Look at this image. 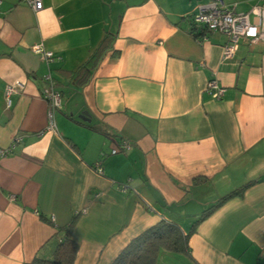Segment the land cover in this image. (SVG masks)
I'll use <instances>...</instances> for the list:
<instances>
[{"label":"crops","instance_id":"0c3cea01","mask_svg":"<svg viewBox=\"0 0 264 264\" xmlns=\"http://www.w3.org/2000/svg\"><path fill=\"white\" fill-rule=\"evenodd\" d=\"M207 1L42 0L35 11L0 0V264L50 256L73 216V264H111L143 230L164 220L186 233L245 184L198 221L184 257L264 264V41L240 39L223 60L225 34L190 32ZM223 2L246 12L259 0ZM48 71L62 94L55 131ZM123 139L131 147L111 154ZM162 253L156 264H167Z\"/></svg>","mask_w":264,"mask_h":264},{"label":"built area","instance_id":"2783aa9c","mask_svg":"<svg viewBox=\"0 0 264 264\" xmlns=\"http://www.w3.org/2000/svg\"><path fill=\"white\" fill-rule=\"evenodd\" d=\"M22 1L35 11L42 8V0ZM192 22L195 26H204L209 32L225 34L228 40L223 45L222 59H229L233 56L240 39H246L253 43L264 41V0H259L256 5L246 12L235 11L233 7L225 5L223 0H208L206 3L197 6V10L192 16ZM31 50L46 63L53 61L55 58L53 52L44 49L41 43L32 45ZM42 81V96L47 103L46 129L55 131L54 117L56 111L62 107V94L57 89L56 82L50 71L43 75ZM20 86L21 82L18 80L6 84L4 97L8 105L10 104V95L16 92ZM206 91L212 98L219 99L223 96L224 88L216 79L211 78L207 81ZM19 140L20 138L17 137L14 142ZM130 147L131 143L123 139L111 148L110 153L123 152ZM94 168L97 172L102 173L100 161L94 164ZM122 189H125V185L122 186ZM53 219V216H51L50 220L53 221Z\"/></svg>","mask_w":264,"mask_h":264},{"label":"trees","instance_id":"16d2710c","mask_svg":"<svg viewBox=\"0 0 264 264\" xmlns=\"http://www.w3.org/2000/svg\"><path fill=\"white\" fill-rule=\"evenodd\" d=\"M200 28L202 31H197L195 24L192 26L190 32L195 38L204 35L205 31H207L204 26ZM104 41H106V37ZM248 185L245 184L240 188L234 189L207 207L200 217L193 221L186 233L174 222L161 220L155 223L132 238L113 259L111 264H156L159 253L162 251L189 258L188 238L195 231L198 221L208 215L228 197L241 194ZM76 218L77 216H73L66 226L59 228L56 235L57 242L50 256L35 255L30 262L25 264H73L77 243L72 238V229Z\"/></svg>","mask_w":264,"mask_h":264},{"label":"rangeland","instance_id":"374dc122","mask_svg":"<svg viewBox=\"0 0 264 264\" xmlns=\"http://www.w3.org/2000/svg\"><path fill=\"white\" fill-rule=\"evenodd\" d=\"M162 254H166L165 256V260L167 264H181L182 260H185L186 264H189L188 259H186L183 255H179V254H174V253H170L167 251H162Z\"/></svg>","mask_w":264,"mask_h":264},{"label":"water","instance_id":"95a60500","mask_svg":"<svg viewBox=\"0 0 264 264\" xmlns=\"http://www.w3.org/2000/svg\"><path fill=\"white\" fill-rule=\"evenodd\" d=\"M85 116H88V112H86V111L81 113V118H83Z\"/></svg>","mask_w":264,"mask_h":264}]
</instances>
